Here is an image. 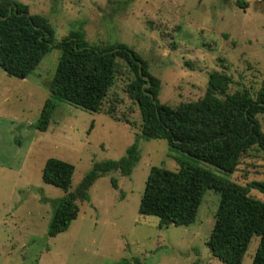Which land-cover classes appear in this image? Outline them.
Masks as SVG:
<instances>
[{
    "label": "rangeland",
    "instance_id": "374dc122",
    "mask_svg": "<svg viewBox=\"0 0 264 264\" xmlns=\"http://www.w3.org/2000/svg\"><path fill=\"white\" fill-rule=\"evenodd\" d=\"M29 12L43 14L56 39L80 27L94 45L125 43L147 63L160 82L157 100L175 107L200 98L210 72H224L227 91L242 87L254 96L264 72V0H18ZM60 50L53 47L25 77L0 68V264H224L213 256L207 239L219 194L207 188L193 222L158 227L155 216L138 212L151 166L176 170L164 138L140 132L137 103L124 91L130 68L117 58L114 85L100 111L55 99L45 128H37ZM114 94L116 98L110 99ZM111 107L113 116L106 113ZM257 119L264 131V114ZM127 121V122H126ZM136 142L139 157L127 175L111 170L76 200L77 214L66 230L47 234L55 201L65 191L41 178L45 160L55 157L74 165L69 190L75 189L94 161L117 159ZM211 172L249 187L264 201V191L250 186L264 181V158L253 148L233 173L192 159ZM116 181V187L111 183ZM258 243L253 235L242 258L250 264Z\"/></svg>",
    "mask_w": 264,
    "mask_h": 264
},
{
    "label": "trees",
    "instance_id": "16d2710c",
    "mask_svg": "<svg viewBox=\"0 0 264 264\" xmlns=\"http://www.w3.org/2000/svg\"><path fill=\"white\" fill-rule=\"evenodd\" d=\"M236 3L243 9L247 6L242 0ZM53 47L60 50V55L48 85L52 97L44 101L34 126L40 129L47 126L56 107L55 99L100 111L119 70L117 58L123 59L132 73L124 91L137 103L142 136L164 138L171 148L183 154L175 156L176 170L150 167L138 205L139 214L157 217L158 227L188 225L195 218L204 191L212 189L219 194V200L206 242L211 254L224 264H242L251 237L257 235L250 264H264V201L251 195L248 186L215 174L192 160H202L233 173L241 157L253 148L264 158V131L257 119L258 114H264V72L253 96L245 87L228 92L230 76L212 71L200 98L172 107L157 100L159 79L125 43L90 44L81 27L56 39L46 16L29 12L28 5L21 1L0 0V68L7 75L25 78ZM136 60L141 63V74ZM109 98L116 97L112 94ZM106 113L113 116V109L109 107ZM138 157V145L133 142L117 159L94 161L72 191L69 187L74 165L48 157L41 178L65 193L54 203L47 234L54 236L67 229L77 214L75 201L88 199V189L99 176L111 170L127 175ZM111 183L116 187L114 178ZM250 186L264 191V181H253ZM113 264L130 261L121 259Z\"/></svg>",
    "mask_w": 264,
    "mask_h": 264
},
{
    "label": "water",
    "instance_id": "95a60500",
    "mask_svg": "<svg viewBox=\"0 0 264 264\" xmlns=\"http://www.w3.org/2000/svg\"><path fill=\"white\" fill-rule=\"evenodd\" d=\"M137 61V60H136ZM138 65H139V68H138V71H139V74H141V63L139 61H137ZM146 80H148V77H144ZM149 84V83H148ZM148 95L151 97V99L153 100V102H155V100L153 99V95L151 93H148Z\"/></svg>",
    "mask_w": 264,
    "mask_h": 264
},
{
    "label": "crops",
    "instance_id": "0c3cea01",
    "mask_svg": "<svg viewBox=\"0 0 264 264\" xmlns=\"http://www.w3.org/2000/svg\"><path fill=\"white\" fill-rule=\"evenodd\" d=\"M261 2H264V1H261Z\"/></svg>",
    "mask_w": 264,
    "mask_h": 264
}]
</instances>
